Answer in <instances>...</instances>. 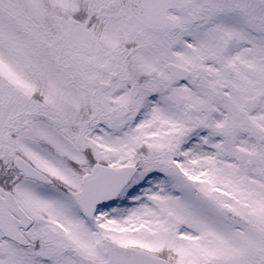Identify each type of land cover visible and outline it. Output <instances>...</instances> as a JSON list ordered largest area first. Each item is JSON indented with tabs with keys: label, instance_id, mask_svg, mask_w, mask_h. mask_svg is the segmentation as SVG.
Listing matches in <instances>:
<instances>
[{
	"label": "snow or ice",
	"instance_id": "1",
	"mask_svg": "<svg viewBox=\"0 0 264 264\" xmlns=\"http://www.w3.org/2000/svg\"><path fill=\"white\" fill-rule=\"evenodd\" d=\"M0 264H264V0H0Z\"/></svg>",
	"mask_w": 264,
	"mask_h": 264
}]
</instances>
